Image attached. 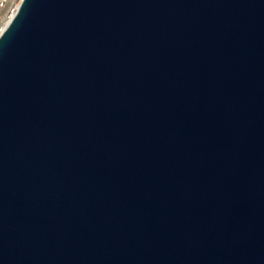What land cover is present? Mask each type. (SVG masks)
Returning <instances> with one entry per match:
<instances>
[{"label": "water", "instance_id": "water-1", "mask_svg": "<svg viewBox=\"0 0 264 264\" xmlns=\"http://www.w3.org/2000/svg\"><path fill=\"white\" fill-rule=\"evenodd\" d=\"M0 264H264V0H21Z\"/></svg>", "mask_w": 264, "mask_h": 264}, {"label": "built area", "instance_id": "built-area-1", "mask_svg": "<svg viewBox=\"0 0 264 264\" xmlns=\"http://www.w3.org/2000/svg\"><path fill=\"white\" fill-rule=\"evenodd\" d=\"M21 0H0V32L16 13Z\"/></svg>", "mask_w": 264, "mask_h": 264}, {"label": "bare ground", "instance_id": "bare-ground-1", "mask_svg": "<svg viewBox=\"0 0 264 264\" xmlns=\"http://www.w3.org/2000/svg\"><path fill=\"white\" fill-rule=\"evenodd\" d=\"M15 14V13H14ZM14 16V15H13Z\"/></svg>", "mask_w": 264, "mask_h": 264}]
</instances>
